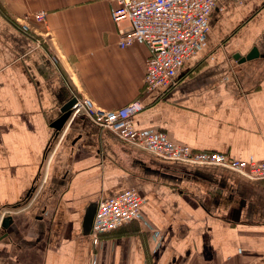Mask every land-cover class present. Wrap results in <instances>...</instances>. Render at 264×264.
Wrapping results in <instances>:
<instances>
[{
    "label": "crops",
    "instance_id": "obj_1",
    "mask_svg": "<svg viewBox=\"0 0 264 264\" xmlns=\"http://www.w3.org/2000/svg\"><path fill=\"white\" fill-rule=\"evenodd\" d=\"M220 4L177 84L146 91L148 46H118L114 0H0V264H264V182L160 159L84 115L51 126L75 96L140 99L139 131L264 160V0ZM38 11L43 26L25 19ZM128 188L139 219L94 244L91 204Z\"/></svg>",
    "mask_w": 264,
    "mask_h": 264
},
{
    "label": "built area",
    "instance_id": "obj_2",
    "mask_svg": "<svg viewBox=\"0 0 264 264\" xmlns=\"http://www.w3.org/2000/svg\"><path fill=\"white\" fill-rule=\"evenodd\" d=\"M111 13L117 28L118 46L125 48L135 42L148 46L149 56L143 78V90L170 88L177 84L183 61L204 45L210 30L213 10H222L223 0H114ZM242 2L243 0H231ZM32 18L41 26L46 13L38 11ZM44 35H50L48 31ZM70 118L84 115L96 126L111 132L120 141L143 149L166 160L187 164H206L227 168L241 176L264 182V160L245 161L225 153L194 150L171 140L163 131L142 132L134 127V117L143 108L140 99L115 109H104L89 97L75 96ZM144 198L134 188L100 200L93 219L91 237L94 244L100 236L138 220Z\"/></svg>",
    "mask_w": 264,
    "mask_h": 264
},
{
    "label": "water",
    "instance_id": "obj_3",
    "mask_svg": "<svg viewBox=\"0 0 264 264\" xmlns=\"http://www.w3.org/2000/svg\"><path fill=\"white\" fill-rule=\"evenodd\" d=\"M73 103H74V99H72L69 103H67L65 106L61 108L60 117L51 125L54 128L55 133H58L60 131L65 121H67V119L70 117L72 113L71 107ZM97 205H98V202L91 204L89 212L85 218V227L89 231H91L92 229V223H93V219L96 213ZM6 227H7V220H4L0 225V237H2L6 233L5 232Z\"/></svg>",
    "mask_w": 264,
    "mask_h": 264
}]
</instances>
